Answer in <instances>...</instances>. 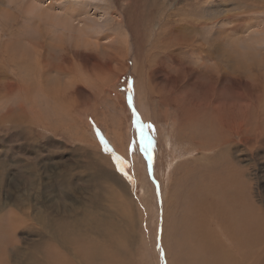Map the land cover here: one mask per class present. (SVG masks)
<instances>
[{"label":"rangeland","instance_id":"obj_1","mask_svg":"<svg viewBox=\"0 0 264 264\" xmlns=\"http://www.w3.org/2000/svg\"><path fill=\"white\" fill-rule=\"evenodd\" d=\"M262 28L264 0H0L1 225L19 216L0 264H51L65 239L180 264L175 222L207 234L189 264H264Z\"/></svg>","mask_w":264,"mask_h":264},{"label":"bare ground","instance_id":"obj_2","mask_svg":"<svg viewBox=\"0 0 264 264\" xmlns=\"http://www.w3.org/2000/svg\"><path fill=\"white\" fill-rule=\"evenodd\" d=\"M73 3V2H72ZM80 4V3H79ZM79 4H75V5H79ZM84 4H85V2H84ZM83 5V4H82ZM80 6V5H79ZM73 8H75V7H73ZM71 10V9H70ZM68 11V10H67ZM79 11V10H78ZM82 13V12H81ZM73 14V13H72ZM87 14V13H86ZM85 14V15H86ZM212 14H214V13H212ZM223 15V14H222ZM90 16V15H89ZM203 17V16H202ZM225 17V16H224ZM227 17V16H226ZM63 21H64V19H63ZM90 21V20H89ZM71 23V22H70ZM72 25V24H71ZM67 27V26H66ZM65 27V28H66ZM60 28V27H59ZM63 26H61V30H62V32L65 30L66 31V29H65ZM70 30H72L71 29V26L70 27H68ZM72 28H73V26H72ZM78 30H79V27H78ZM78 30H72L74 33H76V31L78 32ZM60 31V30H59ZM68 32V31H67ZM63 34V33H62ZM65 34V33H64ZM255 34H256V32H255ZM259 34L262 36V35H264V28H262V30L259 32ZM61 36V35H60ZM218 39V41L217 42H215V40H212L211 39V42L212 41H214L215 43H209L210 45H211V47H215L214 49H216V51H221L222 52V50L224 49V45L226 44V43H224V41H222V40H220V38H217ZM191 41V40H190ZM257 42V41H256ZM190 43V42H189ZM215 44V45H214ZM258 44V43H257ZM213 50V49H212ZM227 50V49H226ZM263 51V50H262ZM214 52V51H213ZM196 53V52H195ZM224 53H226V52H224ZM236 53V55H232L233 57H231V59L233 58V59H236V60H238L239 58H241L238 54H239V52L237 53V52H235ZM212 54H214V53H212ZM220 55V54H219ZM212 56H215V55H212ZM198 57V56H197ZM217 57V56H216ZM196 58V57H195ZM203 58V57H202ZM207 59H209L208 57H207ZM218 59V58H217ZM223 59V58H222ZM240 60V59H239ZM203 61H205V60H203ZM210 61V60H209ZM214 62H215V60H214ZM217 63H218V60L216 61ZM195 63V62H194ZM226 64H229V62L227 61V62H225ZM241 63V62H240ZM243 64V63H242ZM240 66V65H239ZM211 68H212V65L210 66ZM214 67V66H213ZM217 68H220V66L219 67H217ZM231 68V67H230ZM216 69V68H215ZM214 69V70H215ZM242 70V69H241ZM225 72V71H224ZM222 73V72H221ZM212 74V73H211ZM258 83V82H257ZM261 90H263V89H261ZM264 95V94H263ZM234 102V101H233ZM221 104V103H220ZM233 105V104H232ZM217 106V105H216ZM219 106V105H218ZM262 106V105H261ZM219 107H221V106H219ZM223 107V106H222ZM216 109V108H215ZM219 109V108H218ZM238 109H241V107L240 108H238ZM264 109V108H263ZM249 111V110H248ZM210 112V111H209ZM206 113H207V111H206ZM251 113H252V111H251ZM256 113V112H255ZM205 114V113H204ZM249 114V113H248ZM254 114V113H253ZM259 114V113H258ZM206 115V114H205ZM194 121V120H193ZM217 123V122H216ZM211 124V123H210ZM213 126V125H212ZM211 126V127H212ZM219 127V126H218ZM209 129V128H208ZM223 131V129L221 130V132ZM244 132V131H243ZM212 133H213V131H212ZM204 136V135H203ZM222 136H223V134H222ZM225 136V135H224ZM220 137V136H219ZM196 138V137H195ZM201 139V138H200ZM227 144V142H225V141H223V145L222 144H219V146H220V148H222V149H225L226 147H225V145ZM223 170H225L226 171V173H227V177H228V179H229V177H232L233 176V174L231 173V171H230V169L229 168H224ZM235 172H238L236 169H235ZM196 173H197V170H196ZM241 174H236V176H240ZM201 176V175H200ZM235 176V175H234ZM197 177V176H196ZM201 178V180L200 181H202V177H200ZM217 177L215 176L214 178H213V181H215L216 183H219V184H221V182H219L217 179H216ZM224 178H225V176H224ZM227 179V180H228ZM226 180V179H225ZM224 180V181H225ZM185 181V180H184ZM232 182V181H231ZM231 182H229V183H231ZM226 183V182H225ZM233 183V182H232ZM193 184H197V183H193ZM234 184V183H233ZM200 185V184H199ZM213 186H214V184H212ZM212 186V187H213ZM232 186V185H231ZM235 186V185H234ZM215 187H220L218 184H217V186H215ZM215 187H213V188H215ZM196 186H194V190H193V192H194V195H196V194H198L199 192H202V193H204L205 194V192L207 193V201H205V199L203 198V195H200V197H199V195H198V197L200 198H198V200H197V202H196V204L198 203H202V204H206V203H208V200H209V198H208V195L210 196V194H208V192L207 191H205L202 187H199V188H197V191H196ZM205 189H207V188H205ZM214 190H216V188L214 189ZM192 191V190H191ZM191 191H189L188 193H189V196L192 198L193 197V194H192V192ZM224 191V190H223ZM239 192V191H238ZM213 193H215L214 191H213ZM218 193V192H217ZM223 193H220L219 194V196H221ZM216 195V194H215ZM226 194H224V195H222L221 197H222V201H223V203H225V202H229V204H232L233 203V201H234V196H230L229 198L227 197V196H225ZM205 197H206V195H205ZM220 197V198H221ZM18 198V197H17ZM213 198H215V197H213ZM216 199V198H215ZM215 199H213V200H215ZM17 202V204L19 203V200H17L16 201ZM195 202V201H194ZM12 203V202H11ZM255 203V202H254ZM201 204V205H202ZM228 205V204H227ZM249 205V204H248ZM178 206V205H177ZM199 206V205H198ZM197 206V208L196 207H194V214H195V216H198V207ZM228 206H230V205H228ZM234 207V206H233ZM256 207V206H255ZM2 208V207H1ZM0 208V209H1ZM222 208V207H221ZM220 208V209H221ZM243 208V207H242ZM241 208V209H242ZM223 209V208H222ZM221 209V210H222ZM245 209V208H244ZM177 210V209H176ZM223 210H225V209H223ZM246 210V209H245ZM237 211H239V210H237ZM220 212V211H219ZM233 212H235V210H233ZM242 212V211H241ZM254 212V214L255 215H257V216H259L260 217V209H258V210H254L253 211ZM8 213V212H7ZM14 213V216H13V218H12V221H11V219H10V223L8 222L6 225H1L2 223V220H3V216L1 215L0 216V229L1 230H3L4 231V233L6 232V230H8V228H15V223H17L18 221H19V218H17V217H19V216H17L16 214H15V211L13 212ZM21 213V212H20ZM238 213V212H237ZM239 213H240V211H239ZM244 213V212H243ZM11 214V213H10ZM246 214V213H245ZM12 215V214H11ZM201 215V214H200ZM23 216V215H22ZM188 216V215H187ZM187 216H186V218H187ZM207 216V215H206ZM12 217V216H11ZM24 217V216H23ZM26 217V216H25ZM24 217V218H25ZM40 217H41V215H40ZM176 217V216H175ZM245 217L246 216H244V217H241L240 218V220H241V228H246V229H248L249 230V228L251 229V227H253L254 226V224L256 223V217L253 215L252 217H250L247 221L246 220H244L245 219ZM2 218V219H1ZM17 218V219H16ZM189 218V217H188ZM258 218V217H257ZM175 219V218H174ZM229 219V218H228ZM28 220V219H27ZM176 221V220H175ZM234 221V220H233ZM236 221V220H235ZM23 223V222H22ZM240 224V223H239ZM34 225V224H33ZM175 228H176V231H177V236L176 237H178L177 239V243H178V245L179 246H181L182 247V249L184 250V254H182L181 253V256L183 255V257H185V259H184V263L181 261V263L180 264H187L188 262L186 261L187 260V257H192L191 255H192V252H193V250H192V246H191V243H192V241L194 240V236L197 238V240L199 239V241H198V243L200 244V246H197L198 248H200V250H201V244H203V245H208L207 243H206V235L207 234H205L204 232L205 231H201L199 228H197V226L195 225L194 227H193V225L191 224V226L190 227H187V225H186V227H180V226H176V222H175ZM189 225V224H188ZM1 226H3L2 228H1ZM227 226V225H226ZM233 226V225H232ZM238 229H239V227H238ZM255 229V228H254ZM0 230V231H1ZM54 230V229H53ZM205 230V229H204ZM224 230V229H223ZM253 230V229H252ZM47 231V230H46ZM175 231V232H176ZM230 231V230H229ZM246 232H249V231H247V230H245ZM262 231V230H261ZM239 232V231H238ZM250 232H252V234L251 235H253L254 237H252V238H250V239H252L250 242H251V244H253L252 243V241H254L253 239H255L256 238V231H255V233L253 232V231H250ZM0 233H3V232H0ZM7 233V232H6ZM223 234V233H222ZM239 234H240V236H242L241 235V233L239 232ZM238 234V235H239ZM69 235V234H68ZM194 235V236H193ZM218 235V234H217ZM247 235H249V234H247ZM258 235V234H257ZM191 236H193L192 238H191ZM250 236V235H249ZM259 236V235H258ZM72 237V236H71ZM246 237V236H245ZM65 238V237H64ZM74 238V237H73ZM219 238V237H218ZM228 238V237H227ZM226 238V239H227ZM242 238V237H241ZM220 239V238H219ZM257 239H258V237H257ZM192 240V241H191ZM196 240V239H195ZM243 240V239H242ZM62 241V240H61ZM241 241V240H240ZM63 242V241H62ZM74 242V241H73ZM73 242H70L68 239H65L64 240V243L66 244V247H63V245L62 246H60L59 248H54L53 250H52V252L51 253H49V263H51V264H74V261H76L75 259L76 258H81L83 261H81L80 263L79 262H77L76 264H90V262H88V261H93L91 258H93L94 259V261H97V262H99L100 264H105L106 263V260H105V258L104 257H102V255H101V258L98 256V254H97V250L95 249V247L92 245V246H90L89 244H87L88 245V247L86 248V247H84L83 245V247H80V245H79V247H77V245H75V244H72ZM208 242V241H207ZM213 242V241H212ZM216 243V242H215ZM228 243V242H227ZM243 242L241 241V243H239V244H242ZM198 244V245H199ZM213 244V243H212ZM230 244V243H229ZM244 244V243H243ZM86 245V246H87ZM196 245V244H195ZM223 245V244H222ZM246 245V244H245ZM213 246V245H212ZM215 246V245H214ZM213 246V247H214ZM217 246V245H216ZM215 246V247H216ZM238 246V245H237ZM240 246V245H239ZM243 246V245H242ZM241 246V247H242ZM261 246V245H260ZM260 246H258V247H260ZM224 247V246H223ZM232 247V246H231ZM262 247V246H261ZM194 248V247H193ZM196 248V247H195ZM207 248V247H206ZM218 248V247H217ZM239 248V247H238ZM243 248V247H242ZM249 248V247H248ZM255 248V247H254ZM5 249V248H4ZM12 249V248H11ZM233 249V248H232ZM181 250V249H180ZM206 250V249H205ZM216 250V249H215ZM239 250H240V248H239ZM2 251H3V249H2ZM5 251H6V249H5ZM50 252V251H49ZM201 252L203 253L204 252V250L202 249L201 250ZM249 252V251H248ZM263 252V251H262ZM3 253V252H2ZM3 254H5V253H3ZM194 254H196V253H194ZM178 255V254H177ZM186 255V256H185ZM226 255H229V257H230V259H232L233 261H235V263H237V264H240V263H238V261H236L229 253H226ZM197 256V255H196ZM199 256V255H198ZM261 256V255H260ZM91 257V258H90ZM96 259H99V260H96ZM192 259V258H191ZM196 259H198V258H196ZM215 259V258H214ZM224 259H225V256H224ZM241 259V258H240ZM180 260V259H179ZM226 260V259H225ZM252 260V259H251ZM29 261H31V260H29ZM35 261V260H34ZM103 261H105V262H103ZM191 261V260H190ZM202 261L204 262V263H206V260H205V257H203V259H202ZM215 261V260H214ZM224 261V260H223ZM242 261V260H241ZM221 262V261H220ZM48 263V262H47ZM92 263H94V262H92ZM254 263V262H253ZM189 264V263H188ZM190 264H193L192 262L190 263ZM214 264H218V263H216V262H214ZM220 264H222V262L220 263ZM241 264H243V263H241ZM257 264V263H256Z\"/></svg>","mask_w":264,"mask_h":264},{"label":"snow or ice","instance_id":"obj_3","mask_svg":"<svg viewBox=\"0 0 264 264\" xmlns=\"http://www.w3.org/2000/svg\"><path fill=\"white\" fill-rule=\"evenodd\" d=\"M129 103L131 104V98H129ZM133 115H134V116L136 115L135 111L133 112ZM148 127L151 128L152 125L149 124ZM101 143L104 145V150H105L106 152L110 151V149L108 148L107 143L103 140L102 137H101Z\"/></svg>","mask_w":264,"mask_h":264}]
</instances>
